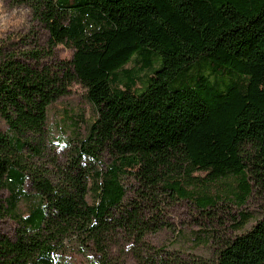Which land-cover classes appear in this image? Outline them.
Returning <instances> with one entry per match:
<instances>
[{
  "label": "trees",
  "instance_id": "obj_1",
  "mask_svg": "<svg viewBox=\"0 0 264 264\" xmlns=\"http://www.w3.org/2000/svg\"><path fill=\"white\" fill-rule=\"evenodd\" d=\"M8 1L48 38L0 44V221L13 224L0 264H57L72 240L96 264H122V242L139 264H170L146 240L170 227L166 203L211 215L257 191L264 209V0ZM74 85L96 118L59 156L48 110ZM251 217L234 215L243 231L214 261L173 263L264 264V215L245 229Z\"/></svg>",
  "mask_w": 264,
  "mask_h": 264
},
{
  "label": "rangeland",
  "instance_id": "obj_2",
  "mask_svg": "<svg viewBox=\"0 0 264 264\" xmlns=\"http://www.w3.org/2000/svg\"><path fill=\"white\" fill-rule=\"evenodd\" d=\"M47 38V30L34 20L27 6L0 0V44L3 43L12 49L39 50L45 47ZM56 53L62 59H70L72 56V51L64 45H60ZM159 65L160 59L156 67ZM133 66V62L127 65L128 68ZM95 118V108L85 97L83 88L74 85L68 96L59 99L48 110V127L55 152L59 156L67 152L70 140L77 132L82 134L86 125ZM0 129H6L1 117ZM256 192L244 206L239 207L236 201L223 203V206L211 215L200 212L193 204L184 200L166 203V220L171 223L170 227L149 234L146 240L155 250L162 249L160 257L171 262L170 264H176L173 261L179 259L189 263L198 259L214 261L221 240L234 237L243 231L234 227L236 221L240 219L237 217L236 220L234 215L237 216L241 211L252 215L245 229H250L257 219L264 215L261 194ZM90 201L92 202V198ZM0 231L11 234L12 222L0 221ZM132 247V244L126 242L114 246L113 260L122 264H139ZM146 249L143 248L144 255L148 254ZM96 263L97 257L92 250L72 240L67 243L66 250L58 257L57 264Z\"/></svg>",
  "mask_w": 264,
  "mask_h": 264
}]
</instances>
